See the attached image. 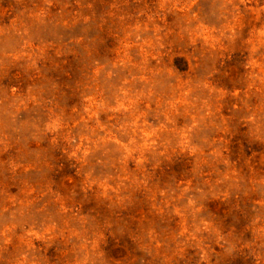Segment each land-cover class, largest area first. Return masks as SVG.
Wrapping results in <instances>:
<instances>
[{
  "label": "rangeland",
  "instance_id": "obj_1",
  "mask_svg": "<svg viewBox=\"0 0 264 264\" xmlns=\"http://www.w3.org/2000/svg\"><path fill=\"white\" fill-rule=\"evenodd\" d=\"M0 264H264V0H0Z\"/></svg>",
  "mask_w": 264,
  "mask_h": 264
}]
</instances>
